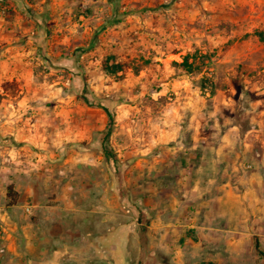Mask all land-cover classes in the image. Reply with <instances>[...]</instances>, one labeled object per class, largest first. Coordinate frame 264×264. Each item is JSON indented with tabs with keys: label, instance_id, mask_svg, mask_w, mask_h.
I'll return each mask as SVG.
<instances>
[{
	"label": "crops",
	"instance_id": "1",
	"mask_svg": "<svg viewBox=\"0 0 264 264\" xmlns=\"http://www.w3.org/2000/svg\"><path fill=\"white\" fill-rule=\"evenodd\" d=\"M231 3L229 11L244 14L233 20L237 28L214 34L205 46L219 55L211 111L197 97L201 73L174 67L187 52L153 42L150 59L169 80L152 95L175 92L179 98L167 107L185 114L178 126L175 115H147L132 161L113 152L117 168L103 153L106 113L78 93L85 86L90 101L106 105L113 93L118 105L123 70L104 71L96 49L85 67L59 60L40 80L31 53L10 47L29 35V21L6 22L8 30L0 32L8 46L0 56V264H264L256 249L258 243L264 251V0ZM209 5L217 18L219 3ZM182 7L204 21L201 6ZM60 10L50 37L62 44L94 35L103 24L92 18L79 26L63 14L68 9ZM151 19L158 22L152 31L165 35L161 18ZM64 68L82 72L86 84L78 73L65 79ZM238 73L246 75L247 94L239 118L231 114ZM130 75L142 83L140 72ZM119 112L118 122L127 117L122 104Z\"/></svg>",
	"mask_w": 264,
	"mask_h": 264
},
{
	"label": "rangeland",
	"instance_id": "2",
	"mask_svg": "<svg viewBox=\"0 0 264 264\" xmlns=\"http://www.w3.org/2000/svg\"><path fill=\"white\" fill-rule=\"evenodd\" d=\"M211 1L219 3L215 19L210 17L212 15L209 10ZM225 2L228 3V7H232L231 4H234L231 3L234 0H0V32L8 30L6 22H10L16 17L27 18L26 20L29 22L26 30L29 35L24 38L20 36L10 47L11 49L21 48L31 53L30 57L34 58L31 67L35 75L41 73L40 80L44 78L45 74L51 72L53 64L59 60L68 61V64L73 61L82 62L85 67L89 52L96 49H101L96 58L102 60V66H104L107 56H113L116 61H119L123 70V74L119 78L124 83V89L122 91L123 100L118 105L122 104L123 114H126L127 117H124L123 121H117L122 117L120 112L117 116L118 105L112 96L113 93L111 96H107V105L114 113L113 133L108 145L113 152L117 155L120 154L123 163L129 164L133 158L132 152L136 145V135H145L142 131L145 129L144 120L147 115H177L173 117L175 118L174 123L178 126L180 118H183L185 114L184 108L179 112L176 108L167 107L169 103H173L179 98L175 92H169L170 94L166 96L152 95L162 89V83L169 80L166 78V73L160 62L150 59L152 55L148 53L152 54L157 51L152 48L153 42L158 44H162L164 41L168 42L170 51L173 53H176L179 47V50L187 52L188 56L180 64L176 63L174 67L179 69L180 66L196 73L197 76L201 73V77L197 79L199 88L197 97L206 102L205 110L211 111L210 100L217 81L216 65L219 55L217 49L209 50L205 46L208 45L214 34L227 33L237 28V24L233 20L244 16L237 11H229ZM205 3L208 4L207 9L204 7ZM182 4L193 7V9L195 4L197 7L201 6L200 12L204 21L199 19L200 16L184 12L185 7H182ZM63 6L68 9L63 14L71 17L77 25L80 26L86 19L93 18L95 22L103 23L101 28L94 35L80 40H72L70 43L62 44L52 40L50 35H52L53 29L50 22L57 17V14L61 13L60 9ZM56 8H60L57 10L58 12H56ZM80 16L83 17L81 21L79 20ZM153 16L155 20L161 18L159 25L165 27V35H161L162 32L159 31H152L151 26L158 23L152 21L151 17ZM133 17H138L139 21H135ZM107 29L110 33L106 38L108 45H105L106 43L102 39L104 34H107ZM77 30H80V27L77 26ZM153 34H157L159 37L155 38ZM110 39L112 41L108 42L107 40ZM100 42H104L103 45ZM7 49L6 44L0 43V56ZM159 51L161 53L162 49ZM132 56L133 59H131ZM189 56L192 57V64L187 62ZM147 68L149 71H146ZM64 69L68 74V76L64 74L65 79L70 78L69 74L78 73L82 77V83L86 84L87 77L82 72ZM139 72L142 83H132L130 74ZM245 78L246 75L238 73L232 79L233 99L236 104L231 109V114L238 118L246 112ZM112 80L115 78L112 77ZM86 91L85 96L87 97L90 91ZM81 94L78 97L83 103H86ZM136 106H138L137 109ZM137 116L143 120H137V123ZM146 144L147 141L144 138L140 142L139 148ZM119 159L118 157V162ZM121 166L122 174L127 176L128 173L124 166L122 164ZM126 176H123L125 181H127ZM126 194H129L128 187L123 191L125 197ZM260 252V254L257 253V259L264 263V251Z\"/></svg>",
	"mask_w": 264,
	"mask_h": 264
},
{
	"label": "trees",
	"instance_id": "3",
	"mask_svg": "<svg viewBox=\"0 0 264 264\" xmlns=\"http://www.w3.org/2000/svg\"><path fill=\"white\" fill-rule=\"evenodd\" d=\"M108 1H113V0H108ZM185 63V62H184ZM104 71L110 73V74H116L119 71L122 70V66L118 63L114 62V57L113 56H108V58L106 59L104 66H103ZM76 73V72H75ZM85 85V84H84ZM85 90H87L85 88V86L83 87L82 90H80V92L78 93V95H83V98L86 102L87 105H89L90 107H97L102 109L107 117H108V125L106 127V130L104 132V138H103V142H102V148H103V153L105 154L108 162H110V164L115 168H117L118 165V158L117 156L113 153L112 148L108 145L109 143V139L112 136L113 133V126H114V113L111 111V109L108 107V105L104 104L103 102H99L97 104H94L93 101H90L85 95V93H87V91L85 92ZM256 249L259 253H261L259 251V245L258 243H256Z\"/></svg>",
	"mask_w": 264,
	"mask_h": 264
},
{
	"label": "built area",
	"instance_id": "4",
	"mask_svg": "<svg viewBox=\"0 0 264 264\" xmlns=\"http://www.w3.org/2000/svg\"><path fill=\"white\" fill-rule=\"evenodd\" d=\"M207 90V89H206ZM27 211H29V209H27Z\"/></svg>",
	"mask_w": 264,
	"mask_h": 264
}]
</instances>
